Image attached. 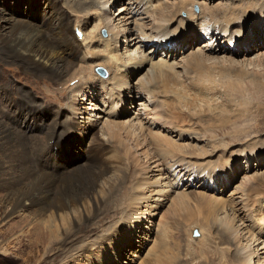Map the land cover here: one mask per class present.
I'll return each mask as SVG.
<instances>
[{"label":"bare ground","instance_id":"obj_1","mask_svg":"<svg viewBox=\"0 0 264 264\" xmlns=\"http://www.w3.org/2000/svg\"><path fill=\"white\" fill-rule=\"evenodd\" d=\"M68 1L72 3L70 6L74 12L84 13L85 16L92 17L91 19L94 18L96 22H101L102 25L104 24V27L108 29L109 35L114 34L112 30L118 32V36L121 35L123 29L121 30L120 26H116L112 30L108 27L110 23L112 24L111 17L108 14L113 13V10L109 9L108 6L113 0ZM132 1L135 2V5L130 8L129 5L131 6ZM125 2L126 0H115L113 5H123ZM189 2L187 4H190ZM253 2L249 0L251 5H253ZM37 3L38 0H0V65H14L16 68L32 75L54 82L51 83L52 85H57L62 82L61 84L66 86L71 80H79V82L85 81L86 78H81L84 74L87 75L89 69L83 67L81 64L72 65L69 62L70 56L77 57L79 50H82L81 43L76 42L72 38L74 24L71 16L67 15L66 11L58 9L57 5H50L43 11L44 18L46 16L48 17L46 19L40 18V22H38L35 19V14L31 13ZM183 3L184 1H182V6H188ZM126 4L128 8H119V15L117 14V17L113 13L119 24H124V27L127 26L125 31H128L130 35L132 33L130 39L126 38L124 40L126 42L125 44L123 43L126 47L124 49L128 52L132 46L137 45L138 48L143 44L141 47L143 48L145 44L152 42L158 45L156 46L158 48L157 50L162 49L165 51L167 48L169 52L160 54L156 52L158 54L156 57L158 60H155L154 56L138 59L135 55L133 58H129L128 61H125L126 59L124 60L123 55L119 54L121 50L118 49L117 51L115 49V51H109L110 45L103 43L108 53L106 57L107 61H105L107 65H105L111 72L112 77H110V80L117 79L116 73L121 71L122 67L125 68L126 73L131 70L125 74L128 77L134 76L137 71H140L143 67H147L146 65L148 64L147 80H145L146 82H141L140 87L142 89H140L139 94L141 90L145 91V93L150 95L151 99L153 98L155 104L157 103L156 100L159 99L158 95L161 97L160 101L162 105L159 106L158 104L157 107H161L162 117L172 127V129L168 130L170 132L177 130L179 133L178 138L180 137L181 141H195L196 139L193 140L194 136L197 137L196 133H200L201 130L202 132L198 136L205 137L206 132L202 128L205 127V123H203L204 119H207V123L212 126V130L216 128H227L232 122L231 119H222L220 115L212 118V116L206 115L205 109L209 107L208 105L211 106L213 101L216 102V98L220 95V86L216 79L218 74L224 76L227 72L231 73L234 71L235 78L240 80L239 78L243 79V76L246 75L244 73L250 70L264 68V51L259 53L255 58H246L247 53H245L243 47L236 46L235 51H232L231 48L234 47L230 44L231 41L234 44V41H236L234 34L238 33V35L241 34L238 41L240 40L245 43L246 47H248L246 50L249 52L256 50L255 48L250 49L255 35L249 42L248 38L250 37V33L255 31L257 24L259 23L260 25L264 20V4L260 8V11L257 9L255 11H241L242 7H231L228 9L227 14L226 10L224 13L212 11L210 13L211 19L217 18V15H224V18L222 20L220 19L219 22L216 19L218 22L217 27H214L215 33H217L216 39L211 38L202 44L200 46L201 48L196 52H192L188 56V59L187 57L183 58L181 61L183 73L178 71L180 65L176 63L181 53L175 52L176 49L169 48L170 46L166 47V42H175L174 44L178 45L177 51H180L184 50L185 47H190L193 40L203 38V36L206 37L205 34L207 33H203L199 29L197 30L198 26L195 23L190 24L189 28L184 30V32H180V29H183L189 23V20L181 17L183 10L188 11L187 7L181 9L179 7L180 3L172 4L176 10L175 13H177L175 14L178 17L177 22L176 17L170 18L168 15L169 3H166L168 4L166 5L163 2L161 3L160 0H129ZM24 7L27 10L26 13L21 12V9ZM46 9L49 10L47 11ZM202 9L204 10V8ZM215 9L217 10V8ZM126 13L127 16H124ZM144 15L147 16L144 18H153L152 27L146 24L143 19ZM201 15L207 17L208 14L204 12ZM246 16L251 19V23L243 29L241 27L236 28L237 32H235V27H231V22L245 18ZM203 17L198 18V20L203 19ZM139 19L141 20L138 21ZM204 20L206 19L204 18ZM175 23L180 25L178 30L174 27ZM130 25L138 27L137 29L140 30V33L137 29L130 28ZM77 26V29L82 30V27L84 26L85 28L86 25L77 24ZM118 28L119 30H117ZM229 30L232 34L230 43L227 41ZM211 33L212 31L209 32V34ZM133 37L137 39L133 41ZM140 38L142 40H139ZM261 38L262 40L264 39L263 37ZM213 39H215L213 43L218 42L219 47L214 50L212 49L213 47L208 48V46L214 45L212 43ZM223 41L226 42V46L223 45L222 47L221 43ZM134 42L135 44L131 45ZM262 43L263 45L261 47H264V42L262 41ZM208 49L216 56L212 58L209 57L210 55L207 56ZM217 51L224 56L218 57ZM228 52H231L232 56L234 54H237L236 56L244 55L245 59L242 61L237 60V62L234 60L235 58H227L228 55L227 57L225 56ZM86 62L89 64L92 63L89 60ZM92 67L89 68L94 71ZM3 71L6 73L4 75L2 74V76H6L9 72L6 69ZM253 74L255 76L257 75L255 73ZM184 75L187 80L183 82ZM93 76L90 75L89 77L93 78ZM263 76L261 75V77ZM89 77L88 79L90 80ZM228 77H231V75ZM251 81V84L264 88V82L261 80H257L254 77ZM125 84L122 80H116L114 86L112 85L113 88L108 90V88L104 89L102 87L104 91L107 90L106 96L109 95L107 102H110V106L118 107L119 102L126 101L116 91L118 87L125 88ZM3 86V91L8 90L7 86ZM3 86L0 85V88H3ZM95 88L94 84L85 83L82 91L81 89H77L73 94L72 102H76L80 95L89 97L95 91ZM232 88L231 91H233ZM234 89H237V87L235 88L234 86ZM137 90V88H132V92L134 91V93ZM63 92L62 90V94ZM196 102H204L206 108L201 110L200 108L202 106L199 104L200 107L197 105L199 108H196V110L194 108V103ZM20 103L23 104V109L27 110L26 114L30 113V100L21 97ZM216 104L217 102L214 103V105ZM213 106L209 107L210 109L208 108L206 112L208 113L209 110L212 111ZM95 109L97 111L99 107L97 106ZM73 110L76 112V107ZM213 111L215 112L216 110L214 109ZM103 113L110 117L114 116L109 112L103 111ZM8 117L9 115L4 117L5 122L0 121V245H2L0 248L3 245L9 248L13 242L14 244H18V248L16 247L17 250L21 252L26 261H29V264H37L38 262L39 264H54L55 261L59 260V257L64 259V255L67 256V254H71L69 260L75 264H95L102 259L106 246L109 243L112 244L114 239H106V235L103 234L92 241L86 239L87 242L78 246L76 249H74L75 247L72 244L82 237L95 235V231H99L101 224H104L102 220H108L107 218H110V212L113 210L119 212L120 208H123L124 204H128V202H130L129 207L127 206L126 210H124L126 211L123 217L124 223L130 222L129 224L132 225L140 224L145 218L143 213H146V211L142 212L139 210L137 206L139 198L137 196H143L146 194L144 191H150L148 182H145L142 176H144L147 170H153V167H158V169L162 167L164 171L175 167V169L178 168V171H181V173H184L183 175L187 176L186 179L189 178L186 182H202L199 189L202 191L191 190L192 187L188 184L187 191L190 190V192L181 193L177 198H174L176 204L174 203V207L168 214V219H172V221L166 219L165 221L163 220L165 223L160 222V229L163 227V236L169 239L171 238L169 234L172 228L167 224L170 223L172 225L171 227H176L172 223L177 219H179V222H182V225H184L183 221L190 223L196 220L203 230L204 227L206 228L211 224L213 232L215 229L220 232L218 235L219 238L214 240L211 235L208 238L204 236L203 240H199V246H196V248H192L190 242L185 244L186 247L183 248V251H186V255L192 256V258L194 255L204 256L206 259L205 262H207L206 264H222V261H219L222 259V256L225 259L223 264H264V241L262 237L256 236L257 233L261 234V236L264 234V206L261 202V198L264 196V174L255 177L254 175H248L249 170H239L245 172L243 180L244 193H242L244 198L241 200L240 205H238L235 197H233L235 200H225L210 193L206 194L205 191H215L212 189V185L214 184L216 188H219L222 183V186L225 187L226 180H230L231 177L230 169L238 170L240 167L237 162L235 163V157L227 156L228 158H224L225 153L221 152V149L219 150L217 145L214 148L216 150L218 149L216 157L220 160H217L216 163L219 165L215 164L209 167H202L203 163L197 162L198 157L202 155H195L197 156L195 157L193 154H186V146L178 144L175 138L172 140V137L167 138L169 135H159L155 137L156 143L136 123H129L128 125L127 123L119 124V120L117 119H107L102 126V134L106 137L103 139L104 142L95 141V145H89L91 148L87 162L83 166L70 168L59 162V154H63V152L60 151L61 143H57L60 140L57 138V136L59 137L57 131L58 123L52 125L47 132L46 142L42 144L40 142H32V133H28L25 129L22 130L23 125L27 124V115L19 118L15 113L11 122ZM196 117L197 120L195 119ZM236 118L234 116L233 119ZM192 128L194 132H192ZM134 130H138V132L136 131L137 133L135 134L133 132L134 138L132 140L130 136ZM261 130H264V124L262 123L256 126L255 131ZM123 133L125 134L123 135ZM184 133H190V135L187 136ZM125 135L133 141L132 145L139 154H135L133 148L129 146L131 140L127 139L128 142L127 140L125 141ZM192 142L188 144L187 151L194 150V146H190ZM111 144H114V146L117 145L119 149H122L129 163L136 165L140 169L136 173V176L133 177L131 189L128 186L129 181L127 179L134 172L132 165H130V169H125L119 175H111V172L122 169L120 167L122 163L107 162L104 159V156L113 147ZM198 149L202 150L203 147H198ZM256 149L258 152L253 157L256 158L255 162L257 160L259 162L262 152L260 149ZM160 150H163L162 154ZM203 152V155L206 156L210 151L203 149ZM248 155H250L249 152ZM250 156L246 157V165L248 168L253 169L254 164L250 160L252 158ZM145 159H147L146 162L143 161ZM209 159L210 157L208 161ZM231 161L234 162L233 167H231L232 163L228 165ZM223 162L228 163L221 165ZM195 165L198 166L196 170L193 167ZM188 167H192V169L190 168V172L187 171ZM157 185L163 187L162 181H158ZM170 186L172 188H168L173 190L174 187L172 185ZM161 192L163 191L159 193ZM189 196L196 199V209L194 208V211L191 210ZM240 206L244 209V217L246 222H248L247 225H245V222L240 224L237 219L236 212ZM198 223H194V225H199ZM181 230L178 231L180 232ZM115 231H117V228L112 230V234ZM178 231L176 232L179 234ZM112 234L109 235L112 236ZM176 237L178 239V236ZM103 242L109 243L104 247ZM170 242L172 243V241ZM177 242L181 243V240ZM160 245L158 244L159 248ZM180 245L177 244V246ZM222 246L226 253L220 254L219 250ZM164 251L157 256L156 260L148 263L145 262V264H188L187 262L181 261L180 256L184 253H181L178 249L175 248L173 250L170 246L166 252Z\"/></svg>","mask_w":264,"mask_h":264},{"label":"rangeland","instance_id":"obj_2","mask_svg":"<svg viewBox=\"0 0 264 264\" xmlns=\"http://www.w3.org/2000/svg\"><path fill=\"white\" fill-rule=\"evenodd\" d=\"M114 1L115 0H113L108 7H109V9L113 10V13L116 15L115 17H117V14L119 15V11H118L119 8H122V7L128 8V5L126 4V2H128L129 0H126L125 4H123V5L118 4L115 6L113 5ZM182 1H184L185 4H187V2H189V0H162V1L160 0L161 3L162 2L165 4L169 3V10H168L169 14L168 15L170 16V18L176 17L177 22H178V20H177L178 17L175 15L177 13H175L176 10L172 6V4H174V3L179 4L180 3L179 7L181 9L183 7H187L188 11L183 10L181 17L184 16L183 18L186 20H189V23H187L183 27V29L181 28L180 32H184V30L188 29L190 24H192V23L193 24L195 23L198 26L197 30L199 29L200 31H204L207 29L208 32L204 31L205 33L207 32L205 34L206 37L203 36V38H197V39L193 40L190 47H187V48L185 47L184 50H180V51H177L178 45L174 44L175 42H166V44H165L166 47L170 46L169 48L176 49L175 52L181 53V54H179L177 61H176V63H179V65H180V68H178V71L181 73H183V71L181 69V68H183L182 63H181L183 58L187 57V59H188V56L191 55L192 52L194 53L198 49H200L201 48L200 46L202 44L209 41L211 38L216 37L217 33H215L214 27L217 25V23L220 21V19L222 20L224 18V15L223 16L217 15V18L213 17L215 19L214 20V19H211L210 13H212V11L224 13L226 10V14H227L228 9L231 7H242L241 11H244V10L255 11L256 9L260 11V8L264 4V0H250V1H254L253 5H251L249 3V0H242V2H240L241 0L240 1L239 0H213L212 3H211V0H194V1L190 0V2H189L190 4H187L188 6H182ZM192 2L193 3L197 2V3L193 4ZM71 4L72 3H70L68 0H38L37 5L33 8V11L31 13H34L36 16L35 19L38 22H40V18L41 19L44 18V14H43L44 9L50 5H57L58 9H61L62 11H66L67 15L71 16V18L73 20V24H74L73 25V34H72L73 36H72V38H73V40L75 39L76 42L81 43L82 50L81 49L79 50V55H77V57L70 56L69 62L72 65L81 64L83 67H87L89 69L87 72V75L84 74L81 78V79L86 78L85 81L79 82V80H71L70 82H68V84L66 86L61 84L62 82H60V84H57V85H52L51 83H54V82H51V81L44 79V78L37 77L36 75H32L28 72H25L21 69L16 68L14 65L2 64V65H0V72H1L0 73V85H2V86L5 85V87L7 86L8 90L3 91L4 86H3V88H0V121H4V117L6 115H9L8 119L10 120V122L12 121L13 117L15 116V113L18 115L19 118H23L25 115H27V124L23 125L22 130L25 129L28 133H32L31 134L32 135V138H31L32 142H40L42 144L46 142L47 132L52 127V125L58 123L57 131L59 133V137L57 136V138H58V140L59 139L60 140L57 143L58 144H59V142L61 143L60 144L61 145L60 151L63 152V154L62 153L59 154L60 151L58 152L59 162L62 165L69 166L70 168L75 167V166H78V167L83 166V164L85 162H87L89 150L91 148V147H89V145L90 146L95 145V141L96 142L97 141L104 142L103 139L106 137L103 136V134H102V129H103L102 126L107 119H114V120L117 119V120H119V124L120 123H127V125H128L129 123H136V124H138L140 129L143 128V130L146 132L147 136L150 137V139L156 143H157V141H156L155 137H157L159 135L160 136L165 135V134H166V136L169 135L167 138L172 137L171 138L172 140H173V138H175V140L178 142V144H180L182 146H186V150H185L187 152L186 154H188V155L193 154V156L202 155V156H200L201 158L198 157L199 159L197 161L198 163H203L202 167H209V166H213V165L217 164L216 163L217 160H220V159H218L216 157V154L218 152V149L219 150L221 149V152L225 153L224 158H228L231 156H233V158L235 157L236 158L235 163L237 162V164H239L240 167L238 170H234L233 168L230 169L231 177H230V180L229 179L226 180L227 182L224 185L225 187L222 186L223 183L219 186V188H216L215 184H214V185H212V187H213L212 189L215 191H205L204 189L203 190L205 191L206 194L210 193L211 195H215L216 197H219V198H222L225 200L226 199H230V200L237 199L236 201H237L238 205H240L241 200L244 198L242 196L243 195L242 193H244L243 192V183H244L243 180H244L245 172L239 171V170L240 169L249 170L248 175H250V176L254 175L255 177L261 176L264 174V143H263L264 142V130L263 131L262 130L261 131H255L256 126L258 124H260V123L264 124V88L262 86H258V85L256 86L254 84H251V82H252L251 80L254 77L257 80L259 79L262 82H264V76L261 77V75H264V68H260L261 70L260 69H255L252 71L250 70L249 72H247L248 74L244 73V74H246L245 76H243V79H245V80H243L241 78H239L240 80L236 79L234 71H232L231 73L227 72L226 73L227 75L224 74V76H222V74H218L216 79H217L218 85L220 86L219 87L220 88V92H219L220 95H219V97L216 98L217 104L214 105V103H216V102L213 101L211 103V106L208 105L209 107H212L214 105L213 108L211 109L212 111L209 110L208 113L206 111H208L209 107L206 108L204 102L194 103V105H195L194 108L195 109L199 108L200 107L199 104H200L202 106V108H200L201 110L202 109L204 110L206 108L205 109L206 115L212 116V118H216V115H220L222 119H231L232 122L228 125L227 128L226 127H224V129L216 128V129L212 130V126L208 125L207 119H204L203 123H205L206 128L205 127H202V128L205 130L206 136L205 137L198 136V134L200 135V133L202 132V130L200 129L201 130V132L199 130L200 133H198L196 131L197 137L194 136V139H193V140L196 139L195 141L192 142V140H189V141L184 142V141H181L180 137H179L180 138V140H179V138H178L179 133L177 130H173V132L172 131L170 132V130H168V129H172V127H170V124L162 117L163 115H161L162 114L161 113L162 112L161 107H157L158 104H159V106L162 105L161 101H160L161 97H159V95H158L159 99L156 100L157 103L155 104V101L153 100V98L151 99L150 95L145 93V91L141 90V93L139 94L140 89H142V87H140L141 82L147 80L146 76H147V71L149 70L148 64L146 65L147 67H143V69H141L140 71H137V73L134 76H128V77L125 76V74L129 73L131 70L126 73L125 68L122 67L121 71L116 73L117 79L115 78V80H113V81L110 80V77H112L111 72L109 73L110 76L107 79H105L103 76L96 74L97 72L95 69V67L100 66L102 64H103L102 66H105V67L107 65L105 61H107L106 57H107L108 53L106 52V47L104 48L106 43H108V45H110L109 51H112V50L115 51V49L117 51H118V49L121 50L119 54L123 55L122 57L124 58V60L126 59L125 61H128L129 58H133V56H135V55L138 59H140L142 57H145V58L149 57L150 58L151 56H154V59L158 60L156 58L158 56L157 53H159V54L163 53V52L168 53L169 50H167V48L165 51L162 49L157 50L158 48L156 46H158V45H155L154 43L151 42L153 45H148L149 44L148 43V44H145L143 46V48H141L143 44H141V45L139 44L140 46L138 48H137V45L132 46L131 48H129V51L127 52L126 49H124V48H126L124 45L126 42H124V40L126 38L130 39L132 36V33L130 35V34H128V31H125L127 29V26L124 27L123 26L124 24L123 25L119 24L118 20H116L113 13L108 14L112 20V24L110 23L108 27H110L112 30V28H114L116 26H120L121 30L123 29L121 32V35L118 36V32H114L112 30V32L114 33L113 35L110 34V36H108V37H103L102 33H101L102 29L103 28L107 29V27H104V24L102 25L101 22H99V23L96 22L94 18L91 19L92 17L90 18L88 16H85L84 13L74 12L70 6ZM134 5H135V2L132 1L131 6L129 5V7L132 8ZM166 5H168V4H166ZM196 5H199V7H200L199 11H201V9L204 8V10L202 9L200 14L198 11L195 10ZM172 7L174 10L172 9ZM215 8H217V10ZM170 9H172L174 12ZM26 11L27 10L25 7L21 9V12H23V13H26ZM171 11L173 12V14ZM195 11L197 13H195ZM99 12H100V10H99ZM204 12L208 14L207 17H203V15H201ZM178 13H179V11H178ZM124 16H127V13ZM130 16H132V15H130ZM171 16H173V17H171ZM47 17L48 16H46L44 19H46ZM144 17H147V16L144 15L143 19L145 20L146 24L151 26L152 22H153V18H144ZM201 17H203V19L198 20V18H201ZM204 18L206 20H204ZM216 19L218 22L216 21ZM140 20L141 19H139L138 21H140ZM195 20H196V22H195ZM203 20L206 23H209V24L212 23V28L201 29V28H203V27H200L201 22H203ZM250 23H251V19L246 16L245 18H241L239 20L232 21L231 27L234 26L235 27L234 30H235V32H237L236 28L241 27L243 29L246 26H248ZM77 24L86 25L85 28L83 26L82 30H80L82 32L81 37H78L80 34L77 36V34L75 32L76 29L78 28ZM57 26H58V24H57ZM174 27H175V29L178 30L180 25H178V23H175ZM130 28L137 29L138 27H135L134 25H130ZM117 30H119V28ZM107 31H108V29H107ZM137 31L140 33L139 29H137ZM210 31H212V33L209 35ZM231 35L232 34L230 33V30H229V32L227 34L228 43H230V41L232 40ZM234 35L233 36H234V38H236V41H234V44H233L234 48H231L232 51H235L236 46L237 47H243L245 53H247L246 58H249V57L255 58L259 53L264 51V47H261V45H263L262 41L264 42V39L262 40V38H261V37L264 38V20L260 23V25H259V23L257 24V26L255 27V31L251 32L249 35L250 37L248 38V42H249L253 38V36L255 35L253 44L251 43L252 46H250V49L255 48L256 50H251L250 52L248 50H246V49H248V47H246L245 43L243 41H240V40L238 41L241 34L238 35V33H237ZM85 38H86V40H84ZM241 38H243V37H241ZM134 39H137V38L133 37L132 40L134 41ZM215 39L212 40V43L215 41ZM139 40H142V38H140ZM100 41H101V43H100ZM117 41H118V43H117ZM93 42H95V43H93ZM103 43H105V44H103ZM231 43H232V41H231ZM134 44H135V42L132 43L131 45H134ZM223 45L226 46V42L223 41L221 43V46L223 47ZM211 47H213L212 48L213 50L215 48H219L218 42H215V44L213 46H211V45L208 46V48H211ZM259 48H260V50H259ZM207 51H208L206 53L207 56L210 55L209 57H211V58L213 56H216V55H214V53L210 49H208ZM84 54H85V56H84ZM217 54H218V57L224 56L219 51H217ZM227 55H228V57H227ZM236 55L237 54H234V56H232V53L228 52L225 57L231 58V59L235 58L234 59L235 61H237V60L242 61L245 59L244 55H242V56L241 55L236 56ZM87 60L91 61L92 63H90V64L87 63L86 62ZM92 66H94V67H92ZM89 67L94 68V71H92V69ZM250 68H252V67H250ZM4 69L9 71L6 74V76H2V74L4 75L6 73L3 71ZM252 72L257 74V75L255 76ZM259 72H261V73H259ZM88 73L91 76H93V74H94L93 78H90L89 77L90 75ZM219 73H221V72H219ZM229 75H231V77H228ZM232 75H233V77H232ZM88 77L90 78V80L88 79ZM143 77H145V78H143ZM224 77L226 78V80ZM92 79H94V80H92ZM116 80H122L124 84L126 83L125 88L122 89L121 87H118L116 90L117 93L122 95V99H126V101L125 102L124 101L119 102L118 107L117 106L112 107V106H110V102H107L109 95L106 96L107 90L104 91V89L108 88V90H109V89L113 88ZM182 80H183V82L187 80L185 75L183 76ZM219 80H221V81H219ZM55 83H57V82H55ZM85 83L94 84L96 87L95 91H93L89 97L88 96L84 97V96L80 95L78 97V99L76 100V102H72V98H73L72 96H74L73 94L76 92L77 89H81V91H82ZM189 83H190V81H189ZM230 84H234V85H230ZM227 85H228V87H227ZM232 86H233V88H232ZM234 86H235V88L237 87V89H234ZM85 87H86V85H85ZM132 88L138 89L136 91V93H134V91L132 92ZM231 88L234 92L231 91ZM72 89H75V90H72ZM62 90L64 91L63 94H62ZM21 97L30 100V109H29L30 113H28V114H26L27 110L23 109V104L20 103ZM105 102H107V103H105ZM35 105H37V106H35ZM97 106L99 107V110L96 111V109L94 110V108ZM220 106H222V107H220ZM72 107L73 108L76 107L77 111L74 112ZM214 109L216 110L215 112L213 111ZM103 111L109 112V113H111V115H114L115 117L114 116L110 117L109 115L103 113ZM198 111H200V110H198ZM234 116L237 118L233 119ZM195 119L197 120V117ZM195 122L198 124L197 121H195ZM78 126H80V127H78ZM224 126H225V123H224ZM164 127H166V128L164 129ZM121 129H122V127H121ZM129 131L131 132V130H129ZM136 131L138 132V130L132 131V135H133V132H134V134L137 133ZM192 132H194L193 128H192ZM125 133H123V135ZM184 134L187 136L190 135V133H184ZM34 135H35V137H34ZM132 135L130 136V138L133 140L134 135L133 136ZM124 137H125L124 138L125 141L127 139L131 140L129 137L127 138L126 135ZM201 138L203 139L202 141H201ZM198 139H199V142H198ZM128 140H127V142H128ZM132 140H131V143L129 144V146L131 148H133L135 154L136 153L139 154L135 150V147H133V145H132L133 141ZM190 142H192L190 144V146L191 145L194 146L193 151H190V150L187 151V147H189L188 144ZM215 145L218 146L217 150H216V148H214ZM111 146H113L110 148L111 151L104 156V159L107 162H120V163H122V165L120 166L122 169H120V170L117 169L118 171L111 172V175H117V174L119 175L120 172L124 171L125 169L126 170H127V168L130 169V165H132L134 172L127 179L129 181L128 186L131 189V185L133 184V182H132L133 177L136 176V173L139 172L138 170H140V169L136 165L129 163V160L125 156L124 151L122 149H119L117 147V145L114 146V144H111ZM198 147L199 148L203 147L204 150L210 151V152H208L207 155L209 156V154H210L209 161L211 163L208 161L209 157L207 155L206 156L203 155V153H204L203 149L200 150V149H198ZM161 148H163V147H161ZM191 148H193V147H191ZM256 148L260 149V151L262 152L260 155V158H261L259 161L260 163L258 162V160L255 162L256 158L253 157L256 154V152H258V151H256L257 150ZM162 152H163V150H160L161 154H162ZM211 152H212V154H211ZM248 152L250 153L251 156L248 155ZM247 156L252 157L250 160L254 164L253 169L248 168L246 165V163H247L246 157ZM195 157H197V156H195ZM206 157H207V159H206ZM63 158H64V160H63ZM214 158H216V159H214ZM262 159H263V161H262ZM143 161L146 162L147 159H145ZM232 161L229 163L223 162L221 165H223L224 163H228V165L232 163L231 167H233L234 162H232ZM217 165H219V164H217ZM193 167H195L194 170L198 169L197 165H195ZM190 168L192 169V167L187 168L188 172H190V170H191ZM152 169L153 170H151V171L147 170L145 172L144 176H142L144 181L148 182L150 191H144V193H146L145 195L137 196V198H139V200L137 202V204H138L137 206L139 207V210L142 212L146 211V213H143L145 215V218L140 223L141 225L140 224H138V225L133 224L132 225V224H129L130 222L124 223L123 217H124V213L126 212L124 210H126L127 206L129 207L130 202H128V204L125 203L123 208L122 207L120 208L119 212L113 210L112 212H110V214H109L110 218L108 217L107 218L108 220H102L104 222V224H101V228L99 231H95V235H91L89 237H82L79 240H76L72 244L75 247L74 249H76L78 246L82 245L83 243L87 242V240L92 241L93 239H97L101 235L104 234V235H106V239L111 238V239H114V241L112 244L109 243L111 239L109 240V242H103L104 247L108 243L109 244L106 246V249L104 250V255L102 256V259H100V261L96 262L95 264H143V263L145 264V262L148 263V262H152V261L156 260L157 256L160 253H163L164 249H165L164 252H166L167 248L169 249L170 246L173 250H175V248H176L181 253H184L181 255L183 258L180 256L181 261L187 262L188 264H206L207 263V262H205L206 259L204 256L200 257L198 255H194L192 258V256L186 255V251H183L184 250L183 248L186 247L185 244H187L189 242L191 243L192 248H196V246L198 247L199 246L198 245L199 240L200 239L203 240L204 236H205V238L206 237L208 238L209 235H211V237L214 238V240L218 239L219 238L218 235L220 234V232L216 229L213 232V230L211 229L212 228L211 224H209V226L206 228L204 227V230H203L201 228L200 224L196 220L195 221L193 220V222H190V223L183 221L184 225H182L181 224L182 222H179V219L176 218L177 220L174 223H172L176 227H171L172 225L170 223L167 224V225H170V228H172L170 231V234L172 236L169 234V237H171L170 239L163 236V227H161V229H160V224L162 222H164L166 219H168V216H169L168 214L171 212L172 208L176 204V200L174 198H177V196L181 193L190 192V190L187 191L188 184L190 187H192L191 190H194V189L199 190L202 182H194V183H192V181L186 182V180L188 181L189 178L186 179L187 176L183 177L182 174L180 175V177L182 176L183 178H180L177 182V180H175V177L173 176V173H175V175H176L178 171L174 172V167L173 168L171 167V169L167 170V171H164L162 167H160L159 169H158V167L157 168L153 167ZM176 169L178 170V168H176ZM184 178H185V180H184ZM140 181H141V179H140ZM158 181H160V182L162 181L163 187H161L160 185H157ZM180 181L182 182V185H180ZM217 184L219 185V183H217ZM170 185H172L174 187L173 190L168 188V187L172 188ZM160 191H163V192L159 193ZM199 191H202V190H199ZM136 195H138V194L136 193ZM231 197L232 198L235 197V199L234 198L232 199ZM195 200H196L195 198L189 196L191 210H193V211H194V208L196 209ZM261 202L263 203V206H264V196H262ZM257 207H258V205H257ZM240 208H241V206L239 207V210L237 209V212H236L237 213L236 214L237 219L239 220L240 224L245 222V225H247L248 222H246V219L244 217L245 216L244 215V209L241 208V210H240ZM246 214H248V213H246ZM199 219H201V218H199ZM168 220L172 221V219H168ZM194 223H198L199 225H194ZM179 226L183 227V228L181 227L182 230L180 229ZM116 228H117V231H115L112 234V230H114ZM174 228L175 229L177 228L176 231L181 230L180 232L178 231L179 234L175 231ZM192 228L194 230L197 228L198 231L201 232V235H200L201 237L199 239H197L198 237H195L196 235L193 234L194 230ZM203 231H204V234H203ZM132 232H134V233H132ZM176 233H177V235H176ZM109 234H112V236H110ZM175 235L178 236V239ZM256 236L262 237V239L264 241V234H263V236H261V234L257 233ZM164 238H166V239H164ZM164 240H166V241H164ZM178 240L179 241L181 240L182 244L177 242ZM161 241H162V243H161ZM170 241H172V243ZM158 244H161L160 248L158 247ZM163 244H166V245H163ZM167 244H168V246H167ZM177 244L178 245L181 244V245L177 246ZM0 246H2V245H0ZM3 247L0 248V264H29V261H26L24 256L21 254V252H19L17 250L18 244H14V242H13V243H11L9 248L6 245H3ZM74 249H72V250H74ZM224 252L225 251L223 250V246H222L219 250V253L223 254ZM70 255L71 254H67V256L64 255V259H62V257L61 258L59 257V260L55 261L54 264H75L73 261L69 260ZM223 257L224 256H222L221 257L222 259L219 260V261H222V264L225 262V259ZM37 264H39V262ZM76 264H83V263H76Z\"/></svg>","mask_w":264,"mask_h":264}]
</instances>
